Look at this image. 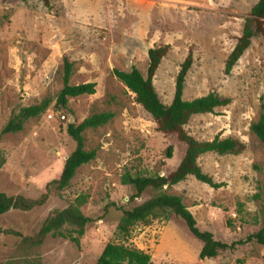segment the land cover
I'll return each mask as SVG.
<instances>
[{
    "label": "rangeland",
    "instance_id": "rangeland-1",
    "mask_svg": "<svg viewBox=\"0 0 264 264\" xmlns=\"http://www.w3.org/2000/svg\"><path fill=\"white\" fill-rule=\"evenodd\" d=\"M257 1L48 0L45 7L42 0H0V130L21 108L48 104L21 131L0 135L5 159L0 193L43 200L30 211L0 216V230L16 234H0V264H95L107 243L142 250L151 264H264V247L256 244L199 260L200 242L174 216L135 226L127 240L116 236L121 210L155 195L146 190L129 201L134 192L121 184V176H164L183 157L184 146L158 132L150 115L112 75L113 69L128 72L135 67L145 77L147 51L165 45L169 50L152 80L160 102L171 103L179 66L191 50L183 99L215 93L230 103L215 114L193 116L185 131L196 141L218 136L245 146L239 155L206 153L198 158L202 172L224 187L215 190L189 176L165 192L180 197L197 228L217 241L229 244L260 228L264 146L250 125L264 105V37L252 38L229 75L224 74L225 61ZM64 60L72 65L69 84L94 83L95 93L69 98L58 109ZM104 112L113 118L82 133L84 150H94V160L76 170L67 188L57 190L50 183L75 147L65 133L69 117L77 125ZM78 196H86L80 209L93 220L78 245L51 236L37 247L25 244L23 239L32 237L48 216ZM62 232L67 235L69 228Z\"/></svg>",
    "mask_w": 264,
    "mask_h": 264
},
{
    "label": "trees",
    "instance_id": "trees-1",
    "mask_svg": "<svg viewBox=\"0 0 264 264\" xmlns=\"http://www.w3.org/2000/svg\"><path fill=\"white\" fill-rule=\"evenodd\" d=\"M42 1L45 7L49 6L48 0ZM256 36L264 37V0H258L251 7L248 16L244 19L241 35L237 38L233 49L225 61V75H229L243 53L249 48L252 38ZM168 50L169 46L165 45L147 51L148 66L145 77L135 67H132L128 72L112 70V75L115 79L121 82L133 94L135 103L150 115L155 123L156 130L164 135L174 136L176 141L184 146V153L180 162L175 169L164 176H139L128 172H125L121 176V184L130 186L134 192L129 201L138 199L146 190L155 192V195L131 209L121 210V216L116 226V236L127 240L130 237L131 230L135 226H147L152 220L167 219L170 216H174L181 220L190 235L200 242L199 260L214 259L220 252H232L237 247L249 244L264 247V203L261 205L260 228L243 239L227 244L215 240L210 232L200 231L196 226L193 215L183 205L182 199L165 192L166 189L179 184L189 176L215 190L224 187V184L214 183L208 175L202 172L197 164L198 158L206 153H213L219 156L239 155L245 149V146L241 142L232 138L220 139L218 136H215L210 141L200 142L196 141L185 131L184 127L193 116L215 114L216 109L225 107L230 103V99L222 98L215 93H208L189 101L183 99L185 78L193 63L191 50L188 51L185 59L179 66L171 103L165 106L160 102L154 90L152 80ZM71 73V63L64 60L63 84L55 103L58 109L65 108L69 98L93 95L95 93L94 83L70 85L69 78ZM47 107L48 104L42 102L39 105L21 108L18 114L2 127L0 135L21 131L26 120L44 113ZM112 118V113L104 112L93 114L83 119L77 125H66L65 133L73 141L75 147L64 160L58 179L50 183L56 186L57 190L61 191L67 188L76 170L95 158L96 152L94 150H84L82 133L87 129L103 126ZM250 131L264 146L263 104L260 105L257 121L250 125ZM171 155L172 148L168 147L166 156L167 158H171ZM4 162L5 159L0 152V169ZM86 199V196H78L73 203L64 209L53 212L43 221L39 230L32 237L23 239L25 244L30 247H37L43 243L47 236H51L68 239L70 242L78 245L86 226L93 222L91 218L84 216L80 209L86 203ZM42 204L43 200L33 201L25 199L22 196H7L0 193V216L12 210L27 212ZM110 205L115 207L114 204ZM226 226L231 228V224L228 221L226 222ZM65 227L69 228L67 235L62 232ZM0 234L15 233L0 230ZM5 264L14 263L7 262ZM17 264L33 263L23 262ZM95 264H151V261L147 253L135 247L122 243H107L96 259Z\"/></svg>",
    "mask_w": 264,
    "mask_h": 264
},
{
    "label": "water",
    "instance_id": "water-1",
    "mask_svg": "<svg viewBox=\"0 0 264 264\" xmlns=\"http://www.w3.org/2000/svg\"><path fill=\"white\" fill-rule=\"evenodd\" d=\"M68 124H73V118H72V116L69 117Z\"/></svg>",
    "mask_w": 264,
    "mask_h": 264
},
{
    "label": "built area",
    "instance_id": "built-area-1",
    "mask_svg": "<svg viewBox=\"0 0 264 264\" xmlns=\"http://www.w3.org/2000/svg\"><path fill=\"white\" fill-rule=\"evenodd\" d=\"M49 118H51V115L49 116Z\"/></svg>",
    "mask_w": 264,
    "mask_h": 264
}]
</instances>
